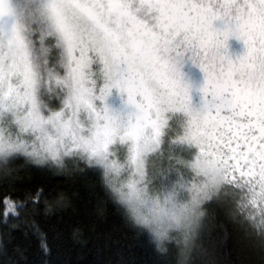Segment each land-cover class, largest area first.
I'll list each match as a JSON object with an SVG mask.
<instances>
[{
	"label": "snow or ice",
	"instance_id": "1",
	"mask_svg": "<svg viewBox=\"0 0 264 264\" xmlns=\"http://www.w3.org/2000/svg\"><path fill=\"white\" fill-rule=\"evenodd\" d=\"M173 118L197 151L165 180L245 192L264 233V0H0V154L126 170L140 193Z\"/></svg>",
	"mask_w": 264,
	"mask_h": 264
},
{
	"label": "trees",
	"instance_id": "2",
	"mask_svg": "<svg viewBox=\"0 0 264 264\" xmlns=\"http://www.w3.org/2000/svg\"><path fill=\"white\" fill-rule=\"evenodd\" d=\"M216 26L223 27L220 21ZM228 44L233 58L245 52L235 37ZM190 74L202 78L197 69ZM249 200L245 192L221 186L205 200L206 215L190 243L158 251L113 201L101 169L72 157L57 166L14 155L0 163V264H264L260 208L256 221L249 220ZM4 201L14 203L15 215Z\"/></svg>",
	"mask_w": 264,
	"mask_h": 264
},
{
	"label": "clouds",
	"instance_id": "3",
	"mask_svg": "<svg viewBox=\"0 0 264 264\" xmlns=\"http://www.w3.org/2000/svg\"><path fill=\"white\" fill-rule=\"evenodd\" d=\"M9 158L8 155L0 154V163H7ZM97 166L101 169L103 185L113 201L124 209L126 216L136 226L147 231L158 251L168 243L176 242L182 246L190 243L206 215L205 199L198 188L185 190L176 186L174 179H169L155 186L151 182L147 191L135 193L127 185L130 179L139 177L130 176L126 170L117 175L104 164ZM185 170L187 178L194 175L190 169ZM139 187L143 189L144 184L141 183Z\"/></svg>",
	"mask_w": 264,
	"mask_h": 264
},
{
	"label": "rangeland",
	"instance_id": "4",
	"mask_svg": "<svg viewBox=\"0 0 264 264\" xmlns=\"http://www.w3.org/2000/svg\"><path fill=\"white\" fill-rule=\"evenodd\" d=\"M193 81L198 83V81L195 80L194 78H193ZM114 102L116 104H119L120 103L119 98L117 97L114 100ZM47 103L50 108L58 110L61 102L59 101L58 98L55 100L50 98ZM179 129H180L179 121H176L175 118L170 119L169 120V130L166 131L165 143L161 146V152L159 154H152V156H150L149 158L147 167H148V171H149L153 186H155L157 183L161 181H164L165 178H170L172 175H174L173 170L176 167L177 159H182V160L191 159L194 157L197 151L194 147H189L185 144H174L173 143V141L177 140L176 131ZM121 148L123 149V146H121ZM121 154L126 155V153L124 152H122ZM16 155H23V154H16ZM26 157L32 159L34 162L41 164V165H45V164L52 165L53 164L57 166L67 164L70 158V157H63L62 158L63 162L58 164L56 162H53L50 159L37 160L33 157H29V156H26ZM84 161L88 163L87 160H84ZM92 166L99 168L94 163L92 164ZM179 171L182 175L185 176V178H187L188 174L185 169L180 168ZM8 203L10 205H14L13 202L8 201ZM9 212L11 211L9 210Z\"/></svg>",
	"mask_w": 264,
	"mask_h": 264
}]
</instances>
